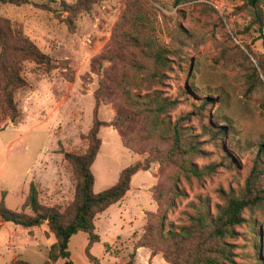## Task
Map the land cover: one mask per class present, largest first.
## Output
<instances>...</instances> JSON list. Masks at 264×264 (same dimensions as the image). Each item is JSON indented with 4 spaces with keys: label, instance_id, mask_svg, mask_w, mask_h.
<instances>
[{
    "label": "rangeland",
    "instance_id": "rangeland-1",
    "mask_svg": "<svg viewBox=\"0 0 264 264\" xmlns=\"http://www.w3.org/2000/svg\"><path fill=\"white\" fill-rule=\"evenodd\" d=\"M76 0H29L24 4L0 2V16L34 42L51 59L46 69L31 60L24 61L21 74L26 85L15 93L19 115L15 120L0 115V200L20 211L30 183L38 190L44 205L64 207L74 195V179L64 152H76L86 145L93 118L94 96L98 82L97 56L112 37L124 0H94L90 9L70 16L72 27L54 12L38 8L42 3L59 10L62 2ZM161 28L160 38L167 40L166 28L181 25L190 34L182 49L185 61L168 79L164 95L179 97L167 114L173 121L188 116L185 125L192 128L203 154L192 160L198 166L214 162L215 169L200 176H181L183 194L164 212L165 230H179L208 200L212 213L221 203L219 189L238 190L252 166L257 144L264 140V108L259 101L264 83L251 92L246 74L254 59L232 36V29L244 31L242 39L256 52H264L257 33L245 26L251 11L243 0H182L172 10L161 8L153 0H142ZM264 9V5H263ZM168 41V40H167ZM247 55L248 58H246ZM215 102L205 105L202 113L193 108L206 96ZM115 108L100 104L98 118L106 123L100 128L101 145L91 165L93 191L98 193L113 185L120 171L136 161L143 163L147 153L127 147L113 124ZM226 125V133L212 139L201 130L202 124ZM125 138L130 130L123 131ZM232 157L227 165L224 157ZM165 172L158 162L140 170L131 179L130 189L120 201L99 213L94 220L99 241L90 252L101 263L126 262L134 253V264H166L161 252L135 248L146 221V211L155 210L151 187ZM28 211V210H27ZM238 234L228 238L232 256L226 264H257L264 255V206L244 213ZM47 226L22 228L4 223L0 228V264L22 258L34 264L47 258L52 235ZM257 234L260 245L257 247ZM88 237L79 231L69 241L73 264H92L85 254ZM147 249V250H146ZM61 260L55 264H61Z\"/></svg>",
    "mask_w": 264,
    "mask_h": 264
},
{
    "label": "trees",
    "instance_id": "trees-1",
    "mask_svg": "<svg viewBox=\"0 0 264 264\" xmlns=\"http://www.w3.org/2000/svg\"><path fill=\"white\" fill-rule=\"evenodd\" d=\"M161 8L172 10L182 0H153ZM11 4H24L29 0H0ZM94 0L62 2L59 10L47 4L34 3L38 8L54 12L72 27L70 16L90 9ZM123 12L113 28L110 41L97 56L98 82L95 89L94 109L91 127L86 134L85 147L76 152H64V159L70 164L74 179V195L66 206L44 205L38 197L34 183H30L27 196L20 211L9 208L0 200V228L3 223H12L22 228L40 227L46 224V234L52 235L47 258L39 264H73L70 258V238L79 231L85 232L88 242L85 254L92 264H134V253L126 262L101 263L91 252L93 243L99 241L95 232V217L110 205L123 199L130 189L132 177L140 170H148L158 162L165 176L157 179L151 187L155 210L146 211V221L135 248H147L152 253L161 252L166 264H226L231 260L232 248L228 238L238 234L237 226L245 221L244 213L254 207L264 206V140L257 144L252 166L243 184L235 189H219L221 203L211 212L208 200L190 216V223L179 230H165L164 212L174 205L183 194L179 186L180 177L190 174L200 176L215 169V163L201 167L192 158L203 154V149L192 128L185 125L188 116L171 120L167 114L175 108L179 97L164 95L163 88L175 70L185 61L182 49L190 34L181 25L165 27L167 40L160 38L161 28L142 0H124ZM251 11V18L244 27L255 32L253 40L261 39L264 44V0H243ZM244 31L232 29V36L238 40L242 50L254 59L250 62L246 80L248 91L264 83V52H256L250 43L242 39ZM247 57V55H244ZM31 60L46 69L53 67L52 59L34 42L27 38L21 28L0 16V115L15 120L19 110L15 93L26 85L21 74L24 61ZM215 100L206 96L193 104L202 113L205 105ZM110 103L115 108L113 124L122 136L123 143L134 151L147 153L143 163L136 161L123 168L117 181L110 187L95 193L91 165L101 145L100 128L106 123L98 118L100 104ZM264 108V93L259 101ZM1 127V125H0ZM130 130L125 138L123 131ZM227 126L212 123L202 124L201 130L215 139L226 133ZM231 165L233 158L224 157ZM28 210V211H27ZM260 245V235L256 236ZM264 255V246L261 247ZM263 257L257 264H264ZM11 264H34L22 258Z\"/></svg>",
    "mask_w": 264,
    "mask_h": 264
},
{
    "label": "crops",
    "instance_id": "crops-1",
    "mask_svg": "<svg viewBox=\"0 0 264 264\" xmlns=\"http://www.w3.org/2000/svg\"><path fill=\"white\" fill-rule=\"evenodd\" d=\"M126 195V194H125ZM125 197V196H124ZM123 197V198H124ZM4 224V223H3ZM95 224V223H94ZM99 236V235H98ZM100 238V237H99ZM140 249H145V248H143V247H140V248H138V250H140ZM147 250V249H146Z\"/></svg>",
    "mask_w": 264,
    "mask_h": 264
}]
</instances>
